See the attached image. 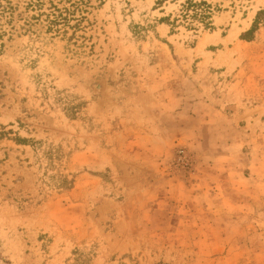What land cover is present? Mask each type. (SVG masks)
Masks as SVG:
<instances>
[{
	"label": "rangeland",
	"instance_id": "1",
	"mask_svg": "<svg viewBox=\"0 0 264 264\" xmlns=\"http://www.w3.org/2000/svg\"><path fill=\"white\" fill-rule=\"evenodd\" d=\"M0 125V264H264V0H0Z\"/></svg>",
	"mask_w": 264,
	"mask_h": 264
},
{
	"label": "trees",
	"instance_id": "2",
	"mask_svg": "<svg viewBox=\"0 0 264 264\" xmlns=\"http://www.w3.org/2000/svg\"><path fill=\"white\" fill-rule=\"evenodd\" d=\"M190 4H192V6H194V7H195V6H199V5H201L200 3L197 4V3H192V2H190ZM202 5H203V4H202ZM2 128H4V127L0 125V130H1ZM3 133H4V132L0 131V136H1Z\"/></svg>",
	"mask_w": 264,
	"mask_h": 264
}]
</instances>
